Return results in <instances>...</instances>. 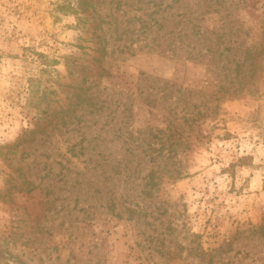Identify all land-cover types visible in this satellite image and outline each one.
Returning a JSON list of instances; mask_svg holds the SVG:
<instances>
[{"label": "rangeland", "instance_id": "1", "mask_svg": "<svg viewBox=\"0 0 264 264\" xmlns=\"http://www.w3.org/2000/svg\"><path fill=\"white\" fill-rule=\"evenodd\" d=\"M159 1L0 0V264H264V0Z\"/></svg>", "mask_w": 264, "mask_h": 264}, {"label": "trees", "instance_id": "2", "mask_svg": "<svg viewBox=\"0 0 264 264\" xmlns=\"http://www.w3.org/2000/svg\"><path fill=\"white\" fill-rule=\"evenodd\" d=\"M175 1H178V0H175ZM155 6H156L155 12L157 13V12H159V10L163 6V0H160L159 2H155ZM166 8H167V5L165 6V9ZM153 20H154V24H152L151 27L149 25H147L148 23L146 21H142L140 33L146 34L148 32L147 30H149V29H153L151 31V33H153V32L158 33L164 28V24L162 21H160L159 19H153ZM195 33H198V32H195ZM184 37H187L186 33L181 32V30H179L177 32L176 31H173V32L169 31L168 34L167 33H158L154 37H151L148 41L147 40L142 41V42H144V45L139 47V49L142 50L143 48H147L149 51H158L161 53H167L168 55H170L172 57H181L182 51L184 50L183 48L185 47V45H188L183 40ZM189 47H191V49H188L187 52H189V55L191 57H195L196 53L194 50L196 49V46L190 44ZM262 51L263 50H261L260 52H262ZM260 52H258V53H260ZM251 57H255V54H252ZM153 175L154 174H151L150 178L153 179ZM145 186L147 187L148 184ZM147 195L151 196L152 193L150 191H147ZM128 211L134 212L130 208H128Z\"/></svg>", "mask_w": 264, "mask_h": 264}]
</instances>
